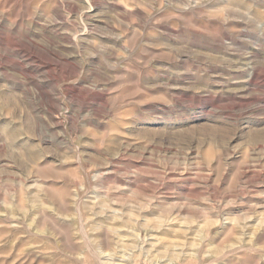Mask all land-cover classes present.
Masks as SVG:
<instances>
[{"label": "rangeland", "instance_id": "1", "mask_svg": "<svg viewBox=\"0 0 264 264\" xmlns=\"http://www.w3.org/2000/svg\"><path fill=\"white\" fill-rule=\"evenodd\" d=\"M0 264H264V0H0Z\"/></svg>", "mask_w": 264, "mask_h": 264}]
</instances>
